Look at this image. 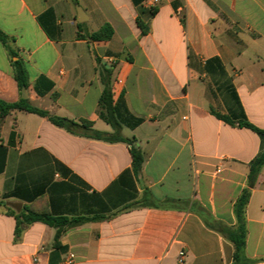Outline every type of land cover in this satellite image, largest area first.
I'll use <instances>...</instances> for the list:
<instances>
[{
    "label": "crops",
    "instance_id": "1",
    "mask_svg": "<svg viewBox=\"0 0 264 264\" xmlns=\"http://www.w3.org/2000/svg\"><path fill=\"white\" fill-rule=\"evenodd\" d=\"M0 0V99L21 97L101 133L103 85L121 138L78 136L46 117L0 120V264H233L236 201L264 130V0ZM76 7L86 19L76 22ZM109 25L106 41L80 38ZM213 113L228 117L230 125ZM64 217L21 223L24 207ZM88 219L74 224L73 221ZM243 256L264 264V166L243 208Z\"/></svg>",
    "mask_w": 264,
    "mask_h": 264
},
{
    "label": "trees",
    "instance_id": "2",
    "mask_svg": "<svg viewBox=\"0 0 264 264\" xmlns=\"http://www.w3.org/2000/svg\"><path fill=\"white\" fill-rule=\"evenodd\" d=\"M112 35V29L109 25L102 26L98 31L91 33L89 35H79L80 38H88L92 41H106ZM0 41L5 44L6 37L0 34ZM12 69H13V78L17 84L18 90L21 94L23 89L27 88L28 80H27V73L23 66V64L19 61L12 62ZM99 111L98 114L101 119H103L106 123H108L113 129L114 132L109 133H101L95 131L91 128V125L87 121H80L75 122L73 120H68L65 118L57 117L49 115L47 112L40 110L36 107H33L29 104L27 99L19 98L16 102H6L0 99V120H2L5 116L10 114L13 111H24L28 113H34L41 117H46L48 121L56 127L65 129L67 132L78 135V136H85L95 139H100L104 141H122L124 143L130 144L129 152L131 156V167L133 174H137L142 166L143 163V156L139 148L132 144V141L129 139H123L120 137L118 132V122L113 117V108L111 106V99H110V91L107 84L103 85V90L99 99ZM214 116L222 120L230 125L234 123L226 116H222L217 113H213ZM240 127H245L252 130L256 133L260 140H261V149L258 154L253 158V160L249 164V173L247 178V188L243 190L241 196L236 201L235 204V214L237 218V227L235 230H226L223 229L221 226H213L219 232H222L226 235L228 240L232 242L234 245V253H233V264H250L243 256V246H244V238H245V227L243 221V208L246 204L250 188H252L256 176L264 166V130L259 129L252 124L248 123L247 121H239L237 123ZM16 217V228L15 234H19V225L21 223L30 224L32 222H42L48 226L56 227L57 231L55 234V245L58 243V237L60 235V227L67 223V219L64 217H54L50 214V212L46 210H37L34 209L32 206L24 207L23 211L20 212ZM88 219H79L73 221L74 224L84 222Z\"/></svg>",
    "mask_w": 264,
    "mask_h": 264
},
{
    "label": "water",
    "instance_id": "3",
    "mask_svg": "<svg viewBox=\"0 0 264 264\" xmlns=\"http://www.w3.org/2000/svg\"><path fill=\"white\" fill-rule=\"evenodd\" d=\"M82 15H84L82 9L80 7H76V18H75L76 22L81 23L86 19V17ZM22 98H25L24 89L22 90Z\"/></svg>",
    "mask_w": 264,
    "mask_h": 264
},
{
    "label": "built area",
    "instance_id": "4",
    "mask_svg": "<svg viewBox=\"0 0 264 264\" xmlns=\"http://www.w3.org/2000/svg\"><path fill=\"white\" fill-rule=\"evenodd\" d=\"M155 2H157V0H152V3L151 4H153ZM182 257H183V252L181 251V252H179V256H178V263L179 264H182L183 263Z\"/></svg>",
    "mask_w": 264,
    "mask_h": 264
}]
</instances>
